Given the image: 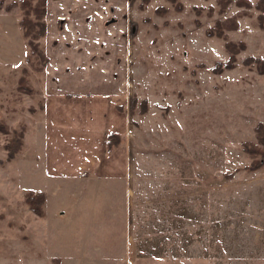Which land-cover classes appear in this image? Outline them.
I'll list each match as a JSON object with an SVG mask.
<instances>
[{
    "label": "rangeland",
    "instance_id": "rangeland-1",
    "mask_svg": "<svg viewBox=\"0 0 264 264\" xmlns=\"http://www.w3.org/2000/svg\"><path fill=\"white\" fill-rule=\"evenodd\" d=\"M109 1L93 6L124 23L128 126L110 153L83 161L82 137L56 140L45 123L44 38L22 34L18 1L0 14V264H264V163L244 168L253 156L242 149L264 123V69L244 61L264 57V0H124L120 11ZM216 21L222 35L208 33ZM228 40L244 47L216 72ZM29 190L45 192L41 215Z\"/></svg>",
    "mask_w": 264,
    "mask_h": 264
},
{
    "label": "crops",
    "instance_id": "crops-1",
    "mask_svg": "<svg viewBox=\"0 0 264 264\" xmlns=\"http://www.w3.org/2000/svg\"><path fill=\"white\" fill-rule=\"evenodd\" d=\"M17 1L0 0V14L18 13ZM101 1L47 0L46 2V31L42 37L46 44L45 57L47 59L44 67L46 79L44 90L48 94L44 108L47 115H51L52 118L48 117V121L46 119L45 123H48L51 128L56 126L58 129V132L56 130L55 133L56 140L61 139L60 135L62 137H82V145L70 149L73 154L78 150L82 161L83 157L89 156L95 159L96 150L100 152L103 150L104 152L106 134L109 131L124 132L128 126V117L125 111L118 109V105H125V88L123 87L127 70L124 68L123 59L121 62L119 61L121 54H124V44L126 43V39L122 35L124 23L122 19L112 14L113 11L109 7L105 9L94 8L93 5L99 4ZM109 3L119 6L118 11H120L119 9L123 8L124 0H110ZM83 5L85 7L81 9ZM75 8L76 12L74 13ZM86 9H90V11L95 9L94 15L89 16L87 20L85 19L86 11L82 12ZM64 14L65 16L69 15L73 21H63L65 19ZM107 15L109 16V23H107L108 19L105 18ZM60 16H63V20L59 18ZM74 43L75 46L77 43L80 46V49L77 48L78 46H74V50H81L79 55L83 56L74 55V50L71 49ZM69 52L72 53L69 54ZM84 74L87 76L93 74L99 80L86 83ZM77 75L84 78L78 80ZM62 78L72 82V88L93 86L95 90L91 92L88 89L79 88L77 91H57L52 86ZM83 83L86 84L83 85ZM69 93L77 96H68ZM63 119L66 120L65 123ZM60 121L65 126L60 124ZM64 127L67 128L64 129ZM62 129L71 132V134L65 133ZM44 137L47 143V151L50 147L48 142L51 140L48 129L44 130ZM89 139L93 140L90 141ZM54 140L51 142V145L54 146L52 151H55V148L57 150V144ZM69 142L72 143L73 141ZM85 143H89V145L87 146ZM93 146H98V148H91ZM91 149L93 155L87 154V151ZM52 153L54 154V152ZM74 159L78 161V157L74 156ZM82 164L84 163L73 166L72 171L80 172L79 168ZM88 167L90 166L87 164L86 167L81 168Z\"/></svg>",
    "mask_w": 264,
    "mask_h": 264
},
{
    "label": "trees",
    "instance_id": "trees-1",
    "mask_svg": "<svg viewBox=\"0 0 264 264\" xmlns=\"http://www.w3.org/2000/svg\"><path fill=\"white\" fill-rule=\"evenodd\" d=\"M46 2L47 0H18L19 8L23 13V17L20 20L22 27V34L30 38L29 43H32V46H36L39 38L45 34L46 31V21L44 16L46 14ZM31 14L35 15V18L31 17ZM219 26V28H218ZM214 29L216 30H212ZM223 24L216 21L214 25L208 31L209 34L222 35ZM35 40V42H34ZM37 40V41H36ZM244 47V42L239 41L235 42L228 40L224 42V48L228 52V56L225 60L224 65H220L219 62L217 66H214L212 69L216 72H220L226 68H231L233 66V61H235L236 53L239 49ZM245 62H255V64L261 67V71L264 69V57L260 56H248L244 58ZM71 96L70 94H67ZM147 100L143 98L141 103V111L146 109ZM118 109H123V105H118ZM256 141L243 140L242 149L247 153L251 154L252 160L248 165H245L244 168L251 170L256 169L264 163V123L259 120L254 126ZM17 142L18 140L15 139ZM122 141L121 133L118 131H109L106 134L105 140V151L110 153L116 145ZM12 155L10 154L9 157ZM45 192L29 190L25 196V200L36 214L41 215L43 213L42 205L45 201Z\"/></svg>",
    "mask_w": 264,
    "mask_h": 264
}]
</instances>
